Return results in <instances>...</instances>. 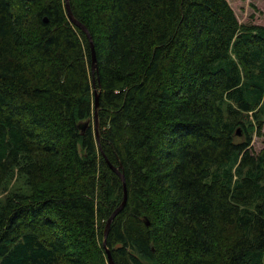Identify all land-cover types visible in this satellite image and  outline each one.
<instances>
[{
    "label": "trees",
    "instance_id": "1",
    "mask_svg": "<svg viewBox=\"0 0 264 264\" xmlns=\"http://www.w3.org/2000/svg\"><path fill=\"white\" fill-rule=\"evenodd\" d=\"M69 9L0 0V264H264V25L228 0Z\"/></svg>",
    "mask_w": 264,
    "mask_h": 264
},
{
    "label": "rangeland",
    "instance_id": "2",
    "mask_svg": "<svg viewBox=\"0 0 264 264\" xmlns=\"http://www.w3.org/2000/svg\"><path fill=\"white\" fill-rule=\"evenodd\" d=\"M228 2L240 23L264 25V0H228ZM262 146H264V136L253 134L251 149L258 151ZM5 185L8 186L9 191L29 193L25 176L22 174L9 180ZM1 191L2 189H0ZM6 192V190L3 191V194Z\"/></svg>",
    "mask_w": 264,
    "mask_h": 264
},
{
    "label": "water",
    "instance_id": "3",
    "mask_svg": "<svg viewBox=\"0 0 264 264\" xmlns=\"http://www.w3.org/2000/svg\"><path fill=\"white\" fill-rule=\"evenodd\" d=\"M65 8H66V12L68 13L69 15V18L76 23V21L73 19V16L71 15L70 13V9H69V0H65ZM85 29V27H82ZM96 68V59H95V55H94V50L92 48V51H91V72H93V70ZM98 93L94 90V112H93V126H94V130H95V135H96V138L97 140L99 139L98 137V127H99V120H98V114H97V111H98ZM89 119L87 120H84V121H80L78 124H77V127L83 132L86 127L88 126V123H89ZM237 134H240V130L237 129ZM110 167L112 168V170H114L118 175L119 177L121 178L122 180V183H123V187H124V198H123V202L125 200V183H124V176L121 172H119L118 168L117 167H114L112 165H110ZM122 205V204H121ZM117 210H115L116 212ZM114 212V213H115ZM114 213H113V216H114ZM145 218V217H144ZM112 218H110L108 221H107V224H106V227H105V232H107V229H108V225L110 223ZM146 221V218L144 219ZM148 221H146L147 223ZM105 244V243H104ZM107 257H108V261L110 264H114L112 262V259L110 257V253L109 251L107 250Z\"/></svg>",
    "mask_w": 264,
    "mask_h": 264
}]
</instances>
